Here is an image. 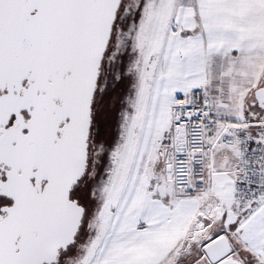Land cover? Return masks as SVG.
Here are the masks:
<instances>
[{
    "label": "snow or ice",
    "instance_id": "1",
    "mask_svg": "<svg viewBox=\"0 0 264 264\" xmlns=\"http://www.w3.org/2000/svg\"><path fill=\"white\" fill-rule=\"evenodd\" d=\"M0 264H264V0H0Z\"/></svg>",
    "mask_w": 264,
    "mask_h": 264
}]
</instances>
